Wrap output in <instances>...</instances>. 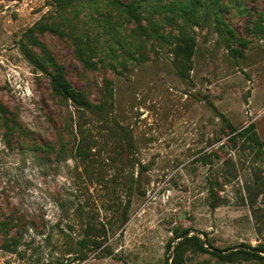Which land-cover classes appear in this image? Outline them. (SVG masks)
Wrapping results in <instances>:
<instances>
[{
  "label": "rangeland",
  "instance_id": "obj_1",
  "mask_svg": "<svg viewBox=\"0 0 264 264\" xmlns=\"http://www.w3.org/2000/svg\"><path fill=\"white\" fill-rule=\"evenodd\" d=\"M55 2L0 0V264H264L237 253L264 245V0ZM37 23L99 108L25 57Z\"/></svg>",
  "mask_w": 264,
  "mask_h": 264
},
{
  "label": "trees",
  "instance_id": "obj_2",
  "mask_svg": "<svg viewBox=\"0 0 264 264\" xmlns=\"http://www.w3.org/2000/svg\"><path fill=\"white\" fill-rule=\"evenodd\" d=\"M71 1H75V0H71ZM189 1L191 2L190 9L195 10V0H189ZM212 2L215 5L216 9L220 10L222 8L221 0H212ZM55 4H57V6L60 8H65L66 6H69L71 3H70V0H66V1L65 0H56ZM124 7H125L124 10L129 15H131L135 20L138 21V19H139L138 12H137L138 5L134 4L133 2H127L124 4ZM187 13H188V11H187ZM261 15H262V18L260 20H257V23H261V20L264 19V10L261 13ZM221 23H224V22H221ZM139 26H140V24H139ZM35 30H37V32H40V33L44 32L46 30L50 31V32H58V28H56L53 25H48L45 23H37L35 26L29 27L27 29L26 36H25L27 41H25L24 44H22V46H21L25 57L33 65L38 67L40 70H42L43 72H45L49 76L50 86H51L52 92L54 94H56L57 96H60L63 99L70 100L72 103H74L76 106H78L80 108L81 107L99 108L100 105H94L86 98L85 91H83L81 89H77L73 86V84L67 79L63 66H61L58 62H56V60L54 58L48 57V58H45L42 60L30 48V47H38L39 45L41 46L40 41L37 38L36 34L33 33ZM239 42L241 43V45L243 47L246 46L247 41L245 39L241 38L239 40ZM88 49L91 50L90 47H88ZM76 51H77L78 58L80 59V61L82 62V65L84 67H88V66L93 65L92 60L89 57H87L85 49L81 45H78L76 47ZM102 102L103 101H101L100 103H102ZM13 124H14V121L11 123V125L13 126ZM19 129H21V128H19ZM252 129H253V125L250 124L246 128L237 130L235 132V134L237 136H244L249 131H252ZM232 131H233V128H232ZM126 206H129V199H127V201H126ZM21 226H23V225L21 223H19L18 220H14L11 217L0 219V235L5 237V238H3V243L0 245L2 247H9V244H7V243H12L13 245H15L16 241H17V236L9 235L8 231L12 227H15L16 229H20ZM102 232H104V230H102ZM7 236H11V237H7ZM88 241H89V244L91 247H98L102 243L100 240H97V239H88ZM199 249L201 251H207L210 254H212L216 257H219V258L230 257L232 255V254H224L223 255V254H219L218 252H215V251L207 250L202 245L201 241L199 243ZM254 249H258L259 251L264 252V245H258L255 248H251V250H246V249L245 250H238L237 253H240V254L244 255L245 257L260 258L264 261V256L261 255L260 253L256 252V251H253Z\"/></svg>",
  "mask_w": 264,
  "mask_h": 264
}]
</instances>
